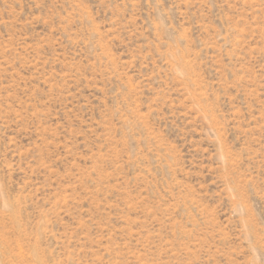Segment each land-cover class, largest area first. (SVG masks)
<instances>
[{
  "label": "rangeland",
  "instance_id": "rangeland-1",
  "mask_svg": "<svg viewBox=\"0 0 264 264\" xmlns=\"http://www.w3.org/2000/svg\"><path fill=\"white\" fill-rule=\"evenodd\" d=\"M0 264H264V0H0Z\"/></svg>",
  "mask_w": 264,
  "mask_h": 264
}]
</instances>
